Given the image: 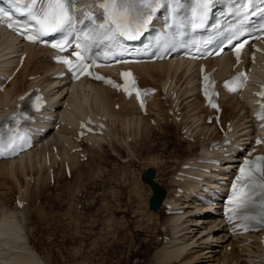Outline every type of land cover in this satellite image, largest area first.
Returning <instances> with one entry per match:
<instances>
[{"label":"rangeland","instance_id":"374dc122","mask_svg":"<svg viewBox=\"0 0 264 264\" xmlns=\"http://www.w3.org/2000/svg\"><path fill=\"white\" fill-rule=\"evenodd\" d=\"M157 73L163 75L165 72ZM159 78L160 76H153L147 81ZM88 88L84 107L95 109L94 88ZM79 93L75 91L65 96L62 94L64 99H67L72 94L82 96V93ZM57 99L59 98L56 97ZM190 103L195 101H189L187 104ZM163 104L160 101L155 106L164 107ZM187 104L183 108L185 111L183 113L197 131L201 128L197 125L204 122L199 119L194 124L193 110L190 111L193 105ZM232 110L231 107L227 109L228 115L235 116L242 122L239 117L243 115V110L236 113ZM160 114L162 118L159 122H163L162 126L149 124L146 119L144 123L148 125V129L145 132L123 129L122 126L117 127V123L115 127L119 141H111L112 137L110 142L103 141V144L93 151L92 158L78 161L75 170L71 167L73 174L75 171L71 177L65 175L59 163V173L56 172V176L60 178L59 183L49 181L45 169L44 175H41L43 179L38 185L35 183L37 180H28V176L25 175H21V186L12 178L0 176V202L6 206L17 208L18 206H14L13 203L18 190L23 186L26 188L25 191H28L29 202L26 204L27 207H23L27 211L26 216L21 217L25 220L24 231L32 247L34 246L35 251L46 259L48 264L171 263L159 258L163 246L159 232L163 229L170 231L168 226L170 220L164 211L153 212L149 209L148 197L151 188L141 180V173L146 166L155 165L158 170L157 178L165 185L170 187L172 184L173 187L175 182L172 177L177 168H180L179 165L184 163L185 157L201 153L206 138L200 137L201 134L198 140L182 138L177 124L164 118L166 112ZM128 133L130 135L127 137ZM123 137L130 146L121 143L124 141ZM90 146L91 143L88 147L93 149ZM28 172L32 173L29 170ZM38 176L39 174L36 175ZM78 197L81 204L79 211L76 204ZM206 230L212 231L213 228ZM220 230L212 231L211 234L223 233ZM239 247L234 245L233 248L227 249L234 252V255L229 256L230 260L232 258V261L238 260L239 255L236 253L242 252ZM206 250L203 245L189 247L181 259L175 260L182 264L216 263L217 254L210 256L211 252ZM223 252L225 251L218 253L223 255ZM244 256L240 257L238 264H249L243 259Z\"/></svg>","mask_w":264,"mask_h":264},{"label":"bare ground","instance_id":"6f19581e","mask_svg":"<svg viewBox=\"0 0 264 264\" xmlns=\"http://www.w3.org/2000/svg\"><path fill=\"white\" fill-rule=\"evenodd\" d=\"M18 44L19 43L17 41V36L15 34L10 31L7 32L0 29V54L2 56H10L9 59L3 61L4 69L6 70V72H9L11 70L12 67L10 68V66H12V63L16 64L18 62V58H15V56L13 55L16 50L15 46H17ZM24 47L28 49V54L24 60L22 68L18 71L15 77L10 80L7 88L4 91H0V109L8 104L12 94H16L24 90L25 87L30 85L33 81L44 82L46 81V79H49L51 73L50 71H53V68L55 67V64H53V61L50 57L43 59L44 55H47L49 51L48 48L44 46L38 47L32 44H25ZM213 63H219L218 74L220 76H224L225 73H227L231 69L230 65L232 63V59L229 58V56L217 57L212 59V64ZM135 67L141 77H143L144 83H147L145 82L146 78H149L151 75L157 72H167L166 76L171 77L172 84L178 91H180V103L184 102L185 104H187L189 103V101H195V103H190L187 105H193L192 108H190V111L193 110L192 112L195 117L193 121L194 124L199 121V114L206 107L203 105V100L200 99L199 92H196L193 85V81L196 75L194 72V64L192 61L183 59L150 61L137 63L135 64ZM30 73H40V75L35 80H30L28 79V75ZM161 79H159L156 84H158ZM66 81L67 79H64V77H56V79L50 80V83L52 85L54 84L53 86H55L56 88L54 101L58 102V106L55 110H48V113H64L63 119L67 120V123H71L74 117L82 116L87 111V109L84 108L83 100L87 99L88 94L86 90H89L88 87H90V89L94 88L95 103V109L92 107L90 108L91 110H93L94 112L105 113L108 116V119L111 121V124L113 121H117L119 127L122 126L124 127L123 129H132L135 132H145L148 129V125L144 123L146 116L142 115L139 109L135 110V103L132 99H125L124 96L121 95L118 100L121 104L118 108L119 110H116L115 108H113V105L115 104V101L113 99L117 96V93H115L113 89L98 82H87L84 80L74 82L70 87L71 93L73 92V90L77 93L81 91L82 96L71 95L69 98L64 99V96L69 91V89H65ZM82 88L84 89V92L81 90ZM62 93L64 94V96L56 100L57 94ZM155 98L158 99L159 95L156 94L151 102H154L153 100ZM244 99L245 100L241 101V99L236 97L235 94L228 95L224 93L222 96V102L224 105L231 107V109H233L232 111H234L235 113L237 111L244 110L242 119L249 117L248 119H246V122H243L244 125L242 127H238L240 126V123L237 124L239 131L245 130L244 132H250L252 129L253 131L254 129H257L261 134L264 133V126L262 128H259V123H256L253 120V110L250 108L248 99ZM64 102H67V104L62 108L61 105H63ZM155 102L156 103H154L153 106L151 103L150 107L152 108L151 110H153V112L156 114L158 120H160V118H162L160 114L161 110L160 108L155 107V104H157L158 100ZM183 107H181V109H183ZM248 120L254 121V123H252L254 127H248L249 125H252L248 124ZM39 124L46 127L54 125V122H51V120H45L40 121ZM199 125L201 126V128L195 133L197 137L200 134L204 133V136H207L209 138V134L216 133L215 127L213 128L212 124L199 123L197 127H199ZM111 127L112 125L110 126V128ZM110 128L106 130L104 134L92 135L90 137L92 141L90 147H94L97 143H100L101 139L106 138L110 142L112 135L113 137H115V139H117L116 136L118 132L115 126H113L111 129L113 134L107 138V134H110ZM194 129L196 130L197 128ZM70 132H72V129L67 126V124H61L57 131L50 130V132L46 134V138H43V140L41 141L43 144L45 143V141L47 142L50 138H52L51 144H57L59 148L57 154H53L50 157V164L46 162V158L41 152V147L38 146L27 153V155L14 157L12 159H0V176H7L8 179L12 178L18 182L19 186H21V175H25L27 177L29 173L28 170H31V174H34V180H37L35 183L38 185L42 179L41 173L43 172L44 166L47 165V168H49L50 166H54L56 168L61 159H69L71 161V167L75 170L77 162L76 160H71L74 159V155L70 154L69 150L66 149L65 146L66 142L72 141V139H70L68 135L70 134ZM238 135L241 136L242 133L238 132ZM45 147L47 146L45 145ZM201 153L215 154V151L207 150L206 143H203ZM56 155L61 156L59 160L56 158ZM235 160H237V163H239L242 160V156L235 157ZM237 163H233L232 165L227 166L236 167V165H238ZM216 166L222 169L223 162L216 164ZM182 169L186 171L192 170L188 166L182 167ZM221 169H211L206 177L199 181H194V179L192 178L185 179V181L182 182V185H184L183 187L185 189V194L188 196L185 200L180 201L178 197H175L174 193H170V195H168V197L164 200L165 206L167 205V203L171 202L174 207H180L183 209L179 212L170 213V215L168 216L170 220H168L170 222L169 225L174 231H172L173 235L170 238V241L166 242V244L164 243L165 245L163 244L160 249L161 253L159 255V258L162 261L171 262L175 259H181L183 254L186 253L189 247L192 248L193 246L203 245L204 247H206V251L211 252L212 255L210 254V256H215L214 253L217 254L216 256L218 257H215L216 263L214 264H217L218 262L221 263V261L223 262V264H238L237 261H239L242 255H245L243 259L248 261L249 264H264V255L262 256L261 241H251L249 243V241L247 240L251 235H254L253 233H229L227 231V227H225L223 224L224 218L221 214V217L219 216L217 218L215 215H211L210 213L202 216H197L195 214L197 213V211L202 210V208H204V210L206 209V206L202 208L196 206L195 198H197L196 195L198 193L203 192V189L214 190L217 185H220V187L222 188H226V185L218 183V181L215 179L216 176L224 175ZM193 170L197 171L196 169ZM38 174L39 176L36 177V175ZM59 181L60 178L56 176L55 182L59 183ZM20 192H22V190ZM190 198L192 202H190ZM18 208L20 207L10 208L9 206H6L4 203L0 202V264H48V262H46V259H44L38 252L35 251V249L33 248L34 246L32 247L29 237H27V234L24 231L25 220L21 217L26 216V209ZM219 210H221V208ZM210 228H213L212 231L216 232L218 231V229H221L223 233L211 234L212 231L206 230ZM262 233H264V230L259 234ZM235 237L237 239H234ZM227 241H230V243H227ZM227 244H233L237 247H239L238 245H241V247L239 248H241L242 252L236 253L237 255H239L237 261H232L233 258L230 260L229 256H231L232 254L234 255L233 250H227L223 252V255L218 253L219 251L224 249V246L227 247ZM177 263L182 264L180 263V261Z\"/></svg>","mask_w":264,"mask_h":264},{"label":"snow or ice","instance_id":"6c2138e0","mask_svg":"<svg viewBox=\"0 0 264 264\" xmlns=\"http://www.w3.org/2000/svg\"><path fill=\"white\" fill-rule=\"evenodd\" d=\"M39 0H12L15 11L22 15H26L30 20L38 25L39 35H48L60 30H63L66 26H70L74 16L73 7L75 0H44L39 7H37ZM153 3L158 4L159 0H100L97 5L106 14V23L100 25V29L104 30V35L108 39H114L116 35L126 37L129 40L136 39L140 34V31L147 26L151 16L144 11V9L153 8ZM208 7V0H197V8L193 10L195 20H203L204 14ZM0 16L8 17V12H0ZM9 28H12V24H8ZM111 33V35H109ZM32 42L38 39V36L29 35L26 37ZM53 47H61L60 45H53ZM77 58L81 59L80 53H76ZM63 63L68 64L69 67H73L72 62L64 60ZM123 75L129 76L130 73H124ZM101 79V77H96ZM235 91L236 89H231ZM127 91V89H125ZM258 95L264 96V92ZM215 107V105H213ZM261 108L264 109V103L261 104ZM261 118L264 119V113L261 114ZM248 161L245 162L247 166ZM259 171V168H257ZM245 168H241V177L239 180L244 179ZM242 188L247 185H240ZM237 185H233V196L237 195ZM251 200L250 192H241L238 200L230 201V204H235L237 209L245 208L248 202ZM232 217L230 216L229 219Z\"/></svg>","mask_w":264,"mask_h":264},{"label":"water","instance_id":"95a60500","mask_svg":"<svg viewBox=\"0 0 264 264\" xmlns=\"http://www.w3.org/2000/svg\"><path fill=\"white\" fill-rule=\"evenodd\" d=\"M156 173L155 167H148L143 173L142 178L152 186L153 194L150 197L151 208L158 209L161 205V200L166 194V188L160 184L158 180L154 178Z\"/></svg>","mask_w":264,"mask_h":264}]
</instances>
